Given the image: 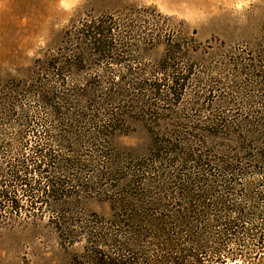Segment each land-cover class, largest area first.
<instances>
[{"label": "trees", "instance_id": "1", "mask_svg": "<svg viewBox=\"0 0 264 264\" xmlns=\"http://www.w3.org/2000/svg\"><path fill=\"white\" fill-rule=\"evenodd\" d=\"M162 18L164 36L142 31ZM173 26L156 7L128 5L72 26L65 50L37 60L27 80L0 79V134L19 125L15 156L7 158L0 138L8 169L6 175L0 169V229L48 213L58 257L69 264H253L264 252V48L256 58L217 68L229 71L220 81L200 77L204 68L194 62L202 59L195 56L212 48L175 36ZM161 39L165 55L152 77L98 76L103 87L96 90L92 79L78 76L96 59L125 63L121 54ZM129 91L153 98L139 112L144 118L187 102L188 115L209 120L163 132L152 122L148 154L136 161L134 178L120 184L109 168L116 161L108 159L115 139L127 133L125 113L114 110ZM82 140L99 159L94 183L73 177L87 166L76 148ZM57 149L68 154L60 157ZM80 195H107L101 200L109 214L85 211ZM78 244L81 252L70 251Z\"/></svg>", "mask_w": 264, "mask_h": 264}, {"label": "rangeland", "instance_id": "2", "mask_svg": "<svg viewBox=\"0 0 264 264\" xmlns=\"http://www.w3.org/2000/svg\"><path fill=\"white\" fill-rule=\"evenodd\" d=\"M128 5L156 7L163 16L172 18L175 36L194 37L201 46L211 47L210 53L195 56L202 60L195 61L194 64L209 69H201L197 73L200 77L209 75L220 81L228 77L229 71L226 69L222 72L217 68L233 66L236 58H256L264 48V0H0V79L27 80L32 75L31 70L37 60H44L54 56L58 50H65L64 34L72 26L90 17L117 13ZM160 23L159 27L146 26L142 31L154 37L162 34L164 36L165 20L160 19ZM200 49L205 51L202 47ZM215 50L226 51L227 59H224V51L214 53ZM247 53H250L249 57ZM121 55L125 56V63L116 64L96 59L78 76L85 80L92 79L89 84L96 90L103 87L98 76L109 78L115 75L116 82L119 81L117 76L121 75L152 77L156 75L154 69L157 68V63L165 55L163 39ZM68 72L73 71L68 69ZM131 78L136 81L134 77ZM71 86L73 85L70 84L68 88H73ZM127 97L128 99L114 110L125 113L124 130L127 133L115 139L116 154L113 152L108 159V163L114 159L116 161L113 167L109 168L117 172L120 184L134 178L136 161L148 154L152 122L156 123L157 132H163L167 127L180 122L197 125L209 120L207 115H195L194 111L191 114L195 116L188 115L187 102L177 105L176 110L172 106L165 107L166 111L162 115L159 113L160 117L144 118L139 112L146 109V100L150 103L154 101L149 92L129 91ZM141 98L145 101H140ZM75 104V110L81 111L82 107L78 103ZM31 105L37 107L33 102ZM104 107H107V113L111 111L110 106ZM18 126L17 123L13 126L5 125L3 133L0 134V138L6 140L5 152H11L7 158L17 154L18 143L13 139L18 137ZM82 145H85V148L82 149ZM92 145H87L84 140L77 144L79 158L86 160L87 166L74 172L73 177L94 183L100 167ZM87 147L88 151L85 150ZM57 153L60 157H66L68 154L63 149H57ZM0 160V163H3L0 169L4 170L6 175L7 165L3 158ZM102 189L107 190L105 186ZM94 197L95 195H80L78 201L82 202V209L108 215L109 207L101 200L107 199V195ZM73 203L72 201L71 205ZM70 206L68 208H71ZM49 217L47 213L43 217L39 215L32 219L19 218L11 224L12 228L0 229V264H69L58 257L57 235L49 224ZM81 244L70 251L81 252ZM50 250L56 253L53 259L48 258L52 256ZM215 264L247 263L229 260L227 263ZM253 264H264V252Z\"/></svg>", "mask_w": 264, "mask_h": 264}]
</instances>
